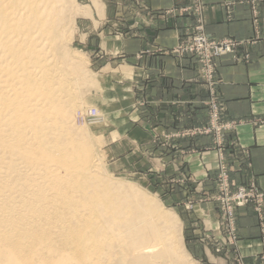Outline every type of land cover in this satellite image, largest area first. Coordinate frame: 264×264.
Instances as JSON below:
<instances>
[{"label": "bare ground", "instance_id": "6f19581e", "mask_svg": "<svg viewBox=\"0 0 264 264\" xmlns=\"http://www.w3.org/2000/svg\"><path fill=\"white\" fill-rule=\"evenodd\" d=\"M39 1L61 3L0 0V264H187L176 218L101 177L74 139L71 82L49 55L54 20L17 9Z\"/></svg>", "mask_w": 264, "mask_h": 264}, {"label": "rangeland", "instance_id": "374dc122", "mask_svg": "<svg viewBox=\"0 0 264 264\" xmlns=\"http://www.w3.org/2000/svg\"><path fill=\"white\" fill-rule=\"evenodd\" d=\"M118 1L111 4V0H61L56 7L52 3L45 5L39 1L20 5L17 9L26 7L33 16L41 13L45 7L48 9L45 13H49L50 19L54 20L52 29L57 30L54 32L58 34L59 40L49 55L59 64L56 77H67L71 82V94L62 95H66L70 106L73 103L70 107L73 119H70V127L73 131L77 127L74 139L91 146L100 176L109 183L119 187L121 185L124 190H128L129 185L136 186L137 193L153 199L176 218L177 246L186 257L187 264H203L199 252L206 244L215 254L231 255L232 264H245L229 243H222L221 247H217L221 234L217 227H221L225 211L223 199L235 196L241 189L264 195V191L253 181L240 184L229 175V157L241 152L235 140L240 123L225 118L224 103L218 88L219 83L221 84L219 62L227 57L235 63L240 61L236 57V50L242 43L231 38L211 39L205 33L201 18L202 1L189 0L188 7L181 9L180 13L194 14V25L189 33L179 37L174 47L160 52L171 56L179 64L186 62V68L193 74V83L203 86L207 94L193 109H189L190 113L182 110L174 117L173 121L177 122V126L169 127L168 122L159 126L156 123L157 114L148 111V104L143 97L133 98L131 101L123 99L127 97L122 87L123 79L129 77V74L123 66L124 56L119 48L128 35L118 30L110 34L109 16L105 22V14L109 15L112 11L129 13L127 9L124 10V2ZM249 2L254 15H258L256 13H260L264 0ZM59 11L63 14L59 15ZM256 21L258 22L257 17L255 24ZM254 31L256 35L258 24ZM200 38H204L207 44H215L217 48L224 50L210 55L206 60L203 57L205 52L198 50L202 40ZM111 47H116L113 52L116 53L118 63L109 67V74L113 75L115 81H111V77L106 81L105 60L109 58ZM227 47L229 52H226ZM157 53L158 51L144 49L137 54V60ZM247 59L245 55L243 60ZM48 67L53 69L52 66ZM81 108H84L83 114L80 113ZM93 109L99 112L98 118L88 116L89 111L92 115ZM197 109L199 111H195ZM140 111L147 113L141 114ZM186 120L189 122L188 126H180ZM209 153L216 156V167L203 165L200 170V165V169L196 168L199 158ZM249 200L238 209L251 207L257 215L255 210L263 205L264 221V201L258 204ZM210 217L213 229L209 224ZM143 221L141 219V223ZM261 234L264 236V230ZM237 240L236 231L234 245ZM256 260L258 264H264V245Z\"/></svg>", "mask_w": 264, "mask_h": 264}, {"label": "crops", "instance_id": "0c3cea01", "mask_svg": "<svg viewBox=\"0 0 264 264\" xmlns=\"http://www.w3.org/2000/svg\"><path fill=\"white\" fill-rule=\"evenodd\" d=\"M116 1L119 2L111 0V4ZM120 1L124 2V10L129 13L112 11L109 15L105 14V22L109 16L110 34L118 30L128 35L118 47L124 56L123 66L129 74L123 79L122 87L127 93L123 99L131 101L143 97L148 111L157 114V125L164 126L168 122L169 127H175L177 122L173 121L174 117L182 110L190 113L189 109H193L207 94L203 86L193 83V74L186 68V62L179 64L171 56L160 52L174 47L179 37L189 33L194 25V14L180 13L181 9L188 7L189 0ZM200 1L205 33L211 39L231 38L242 43L236 50L240 61L235 63L227 57L219 62L221 84L218 88L225 118L240 123L235 140L241 152L228 159L230 178L240 184L253 181L264 191V3L255 16L249 0ZM256 17L258 33L255 35ZM144 49L158 53L143 56L138 61L137 54ZM113 50L116 47L110 48L109 58L105 60L106 81L110 77L111 81H115L109 74V67L118 63ZM245 55L247 61L243 60ZM201 112L204 110L201 109ZM188 123L186 120L180 126L187 127ZM203 165L215 168L216 156L213 153L202 155L195 167L202 170ZM236 217L238 240L233 247L245 264H258L257 254L264 245L261 222L251 207L239 210ZM212 223L210 217L211 229L214 227ZM217 228L220 229V226ZM199 254L203 264H232L231 255L215 254L207 244Z\"/></svg>", "mask_w": 264, "mask_h": 264}, {"label": "built area", "instance_id": "2783aa9c", "mask_svg": "<svg viewBox=\"0 0 264 264\" xmlns=\"http://www.w3.org/2000/svg\"><path fill=\"white\" fill-rule=\"evenodd\" d=\"M200 39L202 40L199 42L200 47H198V50H202L203 52H205L203 57L206 60L209 58L210 55L220 53L224 50L217 48V45L215 44H207L204 38ZM226 49V52L230 51L228 47ZM92 115H95L94 111L92 112ZM249 199L256 201L258 204H262V202L264 201V195L254 191H249L248 189H241L235 196L226 197L225 199H223L222 204L225 205V211L223 209L224 213L222 216V222L220 227L221 234L217 247H221V244H225L226 242L231 245L230 247L234 246L237 231L235 221L236 211L239 210L238 208L245 206V204L250 201ZM262 207L263 205H261L255 210L257 212L259 220L262 222L261 231L264 230Z\"/></svg>", "mask_w": 264, "mask_h": 264}]
</instances>
